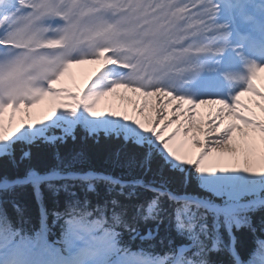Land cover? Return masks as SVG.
<instances>
[{
  "label": "snow or ice",
  "instance_id": "snow-or-ice-1",
  "mask_svg": "<svg viewBox=\"0 0 264 264\" xmlns=\"http://www.w3.org/2000/svg\"><path fill=\"white\" fill-rule=\"evenodd\" d=\"M240 23L250 26L247 34H240ZM256 32L264 55V0H0V115L6 108L15 110L18 105H30L51 96L56 101L53 114L64 109L54 121L63 122L64 114L74 119L82 111L93 121L106 120L110 118L97 110V101L124 87L146 96L155 95L157 100L161 94L176 100L175 118L184 115L185 102L191 107L212 102L185 90L186 86L191 87V82L206 65L219 63L217 58L222 59L229 51L242 64L238 74L227 75L234 87L228 95L215 101L223 107L217 111L210 127L202 129L215 135L208 138L210 147H204L199 158L184 160L178 149L173 148L171 142L180 133V125L167 137L161 135L172 120H166L159 130L155 124L149 129L139 120L134 122L171 162L170 166L175 169L173 177L184 184L189 180L199 181L208 190V196H177L167 188L169 179H161L158 183L125 182L93 172L82 175L64 172L63 169L71 165L58 156L57 167L48 175L38 176L35 169L28 170V176L33 180V192L41 201L38 231L28 233L12 224L6 214L7 201L0 195V264H120L123 258L134 255L139 256L143 264H264V227L257 234L258 229L243 215L249 208L264 203V175L259 180L247 176L206 175L240 170L216 168L205 163L211 152H236L230 141L233 130L240 125L233 122L221 128L224 121L220 117L224 109L245 126L258 129L264 139V120L236 111L242 93L264 97V92L254 83L257 73L264 70V58L258 59L245 51L249 44H257ZM234 36L239 39H233ZM121 38L127 42H122ZM98 42L132 53L124 58L125 62H132L126 69H121L123 75L119 81L102 87L98 78L107 75L102 70L83 93L55 87L73 64L84 63L88 58H104L109 65L106 54L111 49H97ZM85 43L89 49L97 50L83 51ZM77 56L79 58H75ZM94 84L96 91L89 94ZM143 110L142 105L140 111ZM188 111V124L183 129L185 135L192 128L191 109ZM117 115L115 111L110 113L111 117ZM163 116L164 106H160L156 122L159 123ZM123 120L127 121L129 117L125 115ZM37 128L30 125L19 134ZM11 140L0 134V145ZM194 143L201 145L204 142L195 139ZM24 156L28 157L29 153ZM151 159L152 150L149 149L141 165L146 171ZM242 171L248 173L250 168L244 167ZM61 180H78L87 185V191L94 189L93 181H102L110 186L109 198L102 206L92 207L86 198L82 199L76 191L70 190V184L56 183ZM41 181L54 194L63 189L69 195L63 213H54L58 218L68 217L58 239L49 237L50 230L45 223L47 212L43 208L39 186ZM23 183L19 178L0 177V192L7 193ZM117 185L119 191H116ZM137 185L153 196L147 202L146 214L142 205H135L134 215L128 217V206L122 204L119 197H135ZM165 201L175 207H166ZM13 206L16 207L15 202ZM142 219L157 221V230L164 220L174 223L178 231L186 234L189 244L179 255L172 249L159 255L132 253L122 246L121 233L117 229L127 230L135 238L140 235L137 225ZM242 226L253 236L251 246L244 250L239 247L234 233V229ZM153 234L150 230L149 236ZM213 253H227L229 260H213Z\"/></svg>",
  "mask_w": 264,
  "mask_h": 264
},
{
  "label": "trees",
  "instance_id": "trees-1",
  "mask_svg": "<svg viewBox=\"0 0 264 264\" xmlns=\"http://www.w3.org/2000/svg\"><path fill=\"white\" fill-rule=\"evenodd\" d=\"M54 132L56 135L62 133L60 129H56ZM149 149L152 150V159L149 170L146 171L141 165ZM24 153H29V156L25 157ZM58 156L64 159L65 164L71 165V167L63 169L64 172H101L125 182L142 180L144 183H158L161 179H169L167 188L177 196L184 194L197 197L208 196V190L199 181L189 180L187 184L177 181L173 177L175 169L170 166L171 162L156 148L154 143H140L115 132L107 133L101 130L91 133L81 124H77L72 133L64 139L58 138L55 141H49L38 137L30 141L13 140L7 152L0 155V177L7 176L12 180L25 178L28 176L29 169H35L36 174L49 173L57 167ZM72 160L73 164H71ZM56 183L58 185L70 184V190L76 191L82 199L86 198L92 207L102 206L104 200L109 198L110 186L102 181H93L94 189L92 191H87V185L78 180H61ZM39 186L43 208L47 212L45 223L50 230L49 237L58 239L68 217L58 218L54 213H63L69 200L68 192L61 189L54 194L48 189L45 182H41ZM32 188V182H25L7 193L0 192V195L7 201L5 209L9 221L28 233L38 231L41 227V201L37 199ZM116 191H119V185H117ZM136 192V196L131 199L119 197L121 203L128 206V217L134 215L135 205H142L146 214L147 202L153 196L151 192L146 191L140 185H137ZM13 202L16 207L13 206ZM216 202L219 203V200ZM165 206L175 207L168 201H165ZM243 215L258 229L257 234H260L259 229L264 227V205L251 207ZM157 223L152 219L138 221L140 235L135 238L127 230L117 229L121 233L122 246L130 250H140L152 254H160L172 249L178 255L181 247H186L189 244L186 234L178 231L174 223L170 224L164 220L159 224L158 230ZM150 230L154 233L152 236H149ZM234 233L242 250L251 246L253 236L247 227L242 226L234 229ZM141 237L145 238L141 239ZM211 258L225 262L229 260L227 253H213Z\"/></svg>",
  "mask_w": 264,
  "mask_h": 264
},
{
  "label": "rangeland",
  "instance_id": "rangeland-1",
  "mask_svg": "<svg viewBox=\"0 0 264 264\" xmlns=\"http://www.w3.org/2000/svg\"><path fill=\"white\" fill-rule=\"evenodd\" d=\"M112 19H115V17H112ZM233 39L235 38L233 37ZM121 40L122 42H127L123 38H121ZM82 47L83 51L85 52H94L98 48L111 49L110 52L106 54V60L109 62V65L104 60V58H88V60L84 63L73 64L69 67V70L65 73V75L61 77V79L57 82L55 87H62L70 91H80L81 93H83L87 90V88L91 85V82L102 70H104L107 75L102 74L101 77L98 78V82L101 83L102 87H106L112 83L118 82L119 77L123 75L121 69H126L128 67V63L132 62H125L124 59L128 55H132L130 50H118L116 48H113L109 43L98 42L97 49H89L86 43ZM228 57L231 58L230 62L227 61ZM75 58L79 57L77 56ZM134 59L135 56H133V60ZM217 59L219 60V63H211L209 65H206L204 70L201 71L191 82V87L188 88L186 86L185 90L187 91L189 89L190 91H193L197 95H199L201 99L205 101H212V104H218L219 106L223 107L215 101L225 95H228L232 91L234 86L227 79V75L235 74V70L240 72L242 69V64L235 56V54L231 51L226 53L222 59ZM209 68H211L212 70L209 71ZM95 91L96 86L94 84V86L89 89V94H92ZM61 95L63 96L64 94ZM145 101H147V104L144 103ZM171 101L176 100L170 99L163 94H161L160 99L157 100V97L155 95L146 96L143 92L132 91L131 88H117L107 95L99 98V100L97 101V110L104 112L105 115L110 118L101 121L91 120V117H87L83 113V111L74 119L67 117V114H64L65 117L63 118V122H61L60 120L54 121L56 119V116H58L64 109L60 108L55 112V114H53L52 108L56 101L53 100L51 96L43 97L37 102L30 105H18L15 110L9 107L5 109L2 115H0V125H2L0 134L12 138V140L3 145H0V155L7 152L10 143L15 139H25L28 141L38 137H43L44 139H47L49 141H55L58 138L64 139L67 135L72 133L75 125L78 123H81L83 126H85V128L91 133L103 130L107 133H121L125 138H132L133 140L139 141L140 143H154V140L152 138L146 137L136 128L139 126L134 122L136 120H139L144 124L145 128L149 129L152 128L155 124L157 130L163 127L161 125H164V122L166 120H172L171 124H173L172 118L174 117H169ZM142 105L144 107V110L140 111ZM160 106H164V116L161 117L160 122L157 123V108ZM183 108H189L191 109L192 115H198V117L196 119L194 118L192 121V128L189 134L192 140L186 141V137H178L174 138L171 143L174 149H178V154L181 155L182 159L195 160L199 158V155L202 152L203 148L201 145L195 144L194 140L199 139L202 141L200 130L201 123L203 120H205V117H203L202 119L201 116L204 115L209 108L207 107L206 102L197 104L195 107H191L185 102L183 104ZM113 111L117 112L118 115L116 117L110 116V113ZM125 115L129 117V120H123V117ZM113 119H119L120 121ZM41 121H43L44 123L41 124ZM130 123H132L133 125H131ZM30 125H36V127L38 128L31 129L24 132L23 134H19L26 128H29ZM169 125L167 128H165L164 132L161 133V135L167 137L177 127ZM56 129H60L62 133L60 135H56L54 132ZM141 131L143 130L141 129ZM178 135L182 134L179 133ZM224 154L226 155L225 152L209 153L208 158L205 162L206 166H214L216 168L227 167L230 170L238 169L240 171H229L228 173H221L217 171L215 173L206 175L247 176L249 178H255L256 180H259L261 176L264 175V147L261 149L260 146H257V149L251 152L253 158L249 159V161L240 160L238 156H235V158H237L238 160L237 162L231 163L234 165H224V163L220 159V156ZM245 161H247V163H245ZM244 167H249L250 172H243L242 169ZM26 181L33 182L32 178L30 177ZM249 200H251V198H249ZM132 253L135 254L136 252L132 251ZM136 257L137 255L125 257L121 260L120 264H143L140 258Z\"/></svg>",
  "mask_w": 264,
  "mask_h": 264
},
{
  "label": "bare ground",
  "instance_id": "bare-ground-1",
  "mask_svg": "<svg viewBox=\"0 0 264 264\" xmlns=\"http://www.w3.org/2000/svg\"><path fill=\"white\" fill-rule=\"evenodd\" d=\"M257 52L261 53V49L258 48ZM250 55L256 57L255 50H252L250 52ZM256 58L260 59L262 57L257 56ZM238 73L239 71L235 70V74H238ZM254 83L256 84L257 88L261 92H264V70L257 73ZM176 104H177L176 101H171V109L169 112V117L171 118L173 117V109L175 108ZM206 105L209 109L205 112L204 115L201 116L202 119L203 117H205V120H203L201 123V130H200V135L202 137V141L204 142L201 144L202 148L210 147V145L208 144V138L213 137L215 135V133L205 132V131H202V129H207L210 127L211 122L216 117L217 111H219L222 108L218 104H212V102H206ZM188 110L189 108H185V109L183 108L184 115L172 118L173 124L169 126L180 125L181 127L180 133L182 135H178L179 134L178 133L177 137L175 138L186 137L185 139L186 141H191L192 139L189 136L190 131L188 132L187 135H185L184 130H183L186 124L188 123V120H187V116L189 115ZM236 111L241 112L248 116H254L258 120H264V97H261L255 93L244 92L240 96V104L236 106ZM197 117L198 115H192V121L194 118L196 119ZM220 119H223L224 121V123L220 125L221 128L225 127L228 123H233V122L240 125L239 128H236L233 130V139L232 141H230V143H232L233 146L236 148V152L232 153L229 151H225L226 155L224 154L220 156V159L224 163V165L226 166L234 165L231 163L237 162L238 160L237 158H235V156H238L240 160L249 161V159L253 158L251 152L257 149V146H260L261 149L264 147V141L260 136L259 130L245 126L241 121L237 120L234 116L228 114L227 109H224L223 115L222 117H220ZM161 126H164V125H161ZM244 133H247V135L246 136L243 135ZM249 148H251L250 151H249ZM215 152L220 153L219 150Z\"/></svg>",
  "mask_w": 264,
  "mask_h": 264
}]
</instances>
